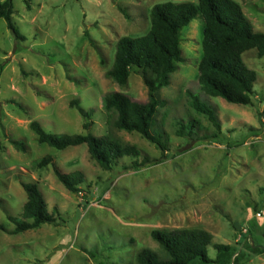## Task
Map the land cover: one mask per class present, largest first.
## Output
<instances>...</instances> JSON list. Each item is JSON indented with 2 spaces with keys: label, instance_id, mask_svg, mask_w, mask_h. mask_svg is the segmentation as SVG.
<instances>
[{
  "label": "rangeland",
  "instance_id": "obj_1",
  "mask_svg": "<svg viewBox=\"0 0 264 264\" xmlns=\"http://www.w3.org/2000/svg\"><path fill=\"white\" fill-rule=\"evenodd\" d=\"M169 1L197 2L12 0V21L24 39H16L0 18V224L13 229L7 215L22 212L26 194L21 181L36 182L48 210H58L54 224L17 234L0 230V264H137L136 253L143 247L164 254L150 236L152 229L178 228L210 232L207 255L214 264H264V59L256 49L242 54L256 73L254 106L205 94L197 81L204 27L200 14L181 29L183 60L158 92L165 104L157 108L151 130L166 143L165 158L133 169L126 156L103 170L86 144L59 150L39 144L29 127L35 120L53 133L109 134L160 157V150L139 133L113 128L115 113L103 109L101 98L120 91L146 101L139 73L133 70L119 85L106 72L117 40L147 33L152 6ZM235 1L253 30L264 32V0ZM187 89L214 110L220 132L190 106ZM73 100L88 111L86 119L70 106ZM179 123L183 135L177 134ZM46 155L63 172L83 173L79 192L68 191L51 164L34 165ZM215 244L228 249L217 250ZM190 264L209 263L196 258Z\"/></svg>",
  "mask_w": 264,
  "mask_h": 264
},
{
  "label": "trees",
  "instance_id": "obj_2",
  "mask_svg": "<svg viewBox=\"0 0 264 264\" xmlns=\"http://www.w3.org/2000/svg\"><path fill=\"white\" fill-rule=\"evenodd\" d=\"M12 0H0V18L13 32L16 39H24L12 21ZM203 18L202 56L198 62L197 81L200 89L207 95L220 97L225 101L239 105L254 106L253 84L255 71L249 69L242 59L246 50L256 49L258 57L264 59V32L255 31L250 20L244 14L241 5L235 0H197L164 2L154 4L150 10V27L147 33L139 36H122L115 46L112 66L106 75L119 85H124L134 70L141 75L147 89L145 102L133 100L120 91H110L101 98L104 110L113 111V128L126 132H137L154 144L161 152L160 157L152 158L141 152L137 146L124 143L109 134L94 135L63 134L46 131L38 121H31L30 129L36 134L39 144L45 143L56 149L86 144L90 158L103 170H111L123 157H130L129 168L137 169L157 162L166 157L167 146L161 135L151 130L156 118L157 108L165 101L159 97V89L169 84V76L174 72L181 56V29L194 17ZM264 65V63H263ZM190 106L206 115L208 120L220 132V122L214 110L202 102L197 93L186 90ZM80 115L86 119L88 111L77 100L70 102ZM181 123L177 134L183 135ZM192 127V124L188 127ZM88 129L87 121L83 123ZM15 148L24 150L18 140H12ZM37 168L51 164L58 181L70 192L80 191L85 177L79 170L63 172L53 162L51 156H43L33 161ZM26 194L20 216L7 215L14 224L11 230L0 224V230L17 234L34 229L42 224H54L58 210H48V205L36 182H20ZM151 238L160 246L163 255L143 247L136 253L137 264H190L193 260L214 264L216 260L207 255V246L212 234L201 228H178L172 230L152 229ZM217 250L228 249V245L215 244Z\"/></svg>",
  "mask_w": 264,
  "mask_h": 264
}]
</instances>
